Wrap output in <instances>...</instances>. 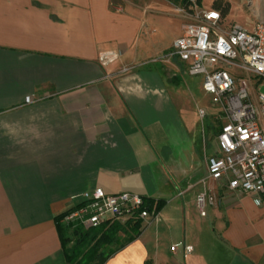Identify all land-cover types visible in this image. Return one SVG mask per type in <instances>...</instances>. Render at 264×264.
<instances>
[{"label":"crops","instance_id":"1","mask_svg":"<svg viewBox=\"0 0 264 264\" xmlns=\"http://www.w3.org/2000/svg\"><path fill=\"white\" fill-rule=\"evenodd\" d=\"M170 16L180 32L171 0H0V264H65L54 217L95 187L163 202L100 264H264V202L208 181L194 206L216 136L164 57Z\"/></svg>","mask_w":264,"mask_h":264},{"label":"built area","instance_id":"2","mask_svg":"<svg viewBox=\"0 0 264 264\" xmlns=\"http://www.w3.org/2000/svg\"><path fill=\"white\" fill-rule=\"evenodd\" d=\"M176 1V11L187 14L191 21L183 24L164 57H176L189 76L201 75V90L212 96L224 115L215 151L206 158L205 175L198 180L200 189L194 194V206L204 216L207 207L214 204L216 198L208 181H221L227 192L250 194L256 205L262 204L264 93L256 91L255 83L264 87V21L253 22L250 29L224 25L217 10L201 8L197 0ZM116 58L115 52L106 51L98 55V62L106 65ZM198 113L202 116L204 111L199 109ZM72 200L60 219L70 229L94 228L113 220L148 222L155 220L159 211L154 200L146 205L138 194L105 193L99 187ZM182 250L187 254L192 246L183 244Z\"/></svg>","mask_w":264,"mask_h":264},{"label":"rangeland","instance_id":"3","mask_svg":"<svg viewBox=\"0 0 264 264\" xmlns=\"http://www.w3.org/2000/svg\"><path fill=\"white\" fill-rule=\"evenodd\" d=\"M175 6L179 5V2L176 0H171ZM214 0H200L199 7L201 8H212L211 4ZM221 3L227 2L229 5V10L227 15L223 18L224 25L236 24L242 26L246 29H250L253 22L257 20L264 21V0H220ZM187 18L186 22L191 21L190 17L187 14L180 13ZM163 24L161 27V33L164 40L172 38L175 35L181 33L179 31L178 25L180 24V18L175 16L163 17ZM169 26H166L168 25ZM171 47V45H170ZM167 48L165 51H168ZM184 83L189 87V93L193 98V101L187 102L188 117L195 123V127L198 132H204L205 136H216L219 131L222 123L224 122V115L222 113L221 106L213 102L212 96L210 94L204 93L201 90V75L189 76L184 74L182 77ZM256 82L255 80H253ZM255 89L257 92L264 93V87L259 85V82L255 83ZM205 108L206 115L208 119H204L203 124L199 120L198 108ZM208 129V130H207ZM208 132V134H207ZM209 150L211 151L214 148L215 151V141L212 144H209ZM213 153V152H212ZM118 222V221H117ZM120 223V222H119ZM62 224V223H61ZM122 224V223H120ZM119 241H122L123 237L119 234ZM71 243L67 244L69 246ZM111 244V246H113ZM117 245V243L115 244ZM116 247V246H114ZM109 248L108 246L106 249ZM106 249L102 250V256L106 254ZM99 260L92 262L91 264H97Z\"/></svg>","mask_w":264,"mask_h":264},{"label":"trees","instance_id":"4","mask_svg":"<svg viewBox=\"0 0 264 264\" xmlns=\"http://www.w3.org/2000/svg\"><path fill=\"white\" fill-rule=\"evenodd\" d=\"M197 1L200 2V0ZM211 7L217 10L222 18L227 15L229 10L228 3H221L220 0H214ZM143 198L146 205H150L153 201L150 198ZM162 205L161 200H155L156 210H159ZM62 215L63 212L56 215L54 223L60 238L65 264H91L96 260H99L97 264H100L116 247L119 248L131 241L139 233L140 220L138 219H130L122 224L115 220L107 221L94 228L82 229L78 227L69 231L68 227L60 222ZM118 233L122 234V241H119ZM69 243L71 244L66 246ZM113 243H117L115 248L106 249ZM103 249H106L104 256L101 253Z\"/></svg>","mask_w":264,"mask_h":264},{"label":"snow or ice","instance_id":"5","mask_svg":"<svg viewBox=\"0 0 264 264\" xmlns=\"http://www.w3.org/2000/svg\"><path fill=\"white\" fill-rule=\"evenodd\" d=\"M213 15H215V13H213Z\"/></svg>","mask_w":264,"mask_h":264}]
</instances>
